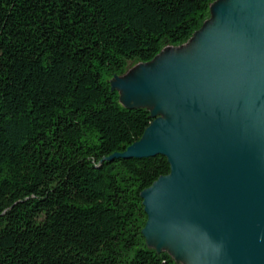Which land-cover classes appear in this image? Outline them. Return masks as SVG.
<instances>
[{
	"label": "trees",
	"instance_id": "1",
	"mask_svg": "<svg viewBox=\"0 0 264 264\" xmlns=\"http://www.w3.org/2000/svg\"><path fill=\"white\" fill-rule=\"evenodd\" d=\"M214 0H0V264H181L149 247L162 154L109 79L187 41Z\"/></svg>",
	"mask_w": 264,
	"mask_h": 264
},
{
	"label": "water",
	"instance_id": "2",
	"mask_svg": "<svg viewBox=\"0 0 264 264\" xmlns=\"http://www.w3.org/2000/svg\"><path fill=\"white\" fill-rule=\"evenodd\" d=\"M211 7L188 48L109 80L152 119L106 159L167 158L140 192L149 247L178 263L264 264V0Z\"/></svg>",
	"mask_w": 264,
	"mask_h": 264
},
{
	"label": "rangeland",
	"instance_id": "3",
	"mask_svg": "<svg viewBox=\"0 0 264 264\" xmlns=\"http://www.w3.org/2000/svg\"><path fill=\"white\" fill-rule=\"evenodd\" d=\"M217 2V1H216ZM216 2H214L213 3V5L216 3ZM213 5H212V7H213ZM212 7L209 9V15H208V17L203 21V22H206L205 24H207V23H209V21L212 19V17H213V12H212ZM189 43H190V40L188 41H185V42H183V43H181V44H179V45H165L157 54H156V56H157V59H155V60H158V58L159 57H165V56H167L168 54H170L169 52H171V51H176L177 49L176 48H181V47H183L184 49L185 48H188L189 47ZM139 65H141V62H137V63H134V64H132L129 68H128V70L126 71V75L128 76V75H133V74H135V72L137 71V69L139 68ZM113 77H111L109 80H111ZM116 91H118L117 89H115ZM118 94H120V92L118 91ZM153 248V247H152ZM166 251V250H165ZM168 251V250H167ZM180 262L182 263V264H185V263H183L182 262V260H180Z\"/></svg>",
	"mask_w": 264,
	"mask_h": 264
}]
</instances>
